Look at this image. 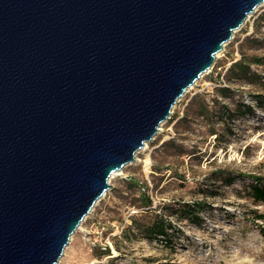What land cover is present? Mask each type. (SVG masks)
<instances>
[{"label": "water", "instance_id": "water-1", "mask_svg": "<svg viewBox=\"0 0 264 264\" xmlns=\"http://www.w3.org/2000/svg\"><path fill=\"white\" fill-rule=\"evenodd\" d=\"M263 3L0 0V264H58Z\"/></svg>", "mask_w": 264, "mask_h": 264}, {"label": "rangeland", "instance_id": "rangeland-1", "mask_svg": "<svg viewBox=\"0 0 264 264\" xmlns=\"http://www.w3.org/2000/svg\"><path fill=\"white\" fill-rule=\"evenodd\" d=\"M243 56L250 74L234 78ZM139 154L149 168L126 165L110 181L58 264H264V206L250 195L253 177H264V5ZM193 203L197 219L183 214ZM160 218L173 227L166 237L147 230Z\"/></svg>", "mask_w": 264, "mask_h": 264}, {"label": "trees", "instance_id": "trees-1", "mask_svg": "<svg viewBox=\"0 0 264 264\" xmlns=\"http://www.w3.org/2000/svg\"><path fill=\"white\" fill-rule=\"evenodd\" d=\"M252 63V61H248L244 56L236 63H234L229 71L231 74H233L234 78H239V77H244L246 78L249 74H250V64ZM254 63L256 64H261L262 61L260 59H258L257 61H254ZM227 80L232 79V76L227 75ZM225 90V89H224ZM226 91H228V89H226ZM258 100H260V97H258ZM257 104H259V102H257ZM244 108L247 112H252L253 111V107L251 105H244ZM234 179H229L228 183H231ZM253 181L254 183L251 184L250 187V195L251 198L253 199V201L255 203H261L264 206V177H258L255 176L253 177ZM145 199V206H150L152 205V200L150 199V197L147 194H144ZM194 205H185L184 207H182L184 209L183 214H187L186 211H190L191 215L193 218L197 219V215L196 213L200 210L201 205L200 204H196L193 203ZM199 210H198V207ZM192 208V209H191ZM256 217L258 219H262L264 220V213L263 214H259L256 215ZM172 224L170 223H165L164 219L160 218L159 220L154 221L153 223H151V225H149L147 227V230L150 231L151 234L155 235V236H163L166 237V235H168V229H172ZM261 232L264 233V224L262 225V229ZM106 253L110 254V248L107 247L106 248Z\"/></svg>", "mask_w": 264, "mask_h": 264}, {"label": "bare ground", "instance_id": "bare-ground-1", "mask_svg": "<svg viewBox=\"0 0 264 264\" xmlns=\"http://www.w3.org/2000/svg\"><path fill=\"white\" fill-rule=\"evenodd\" d=\"M263 5H264V3L261 4L258 8L262 7ZM256 10H258V9H256ZM191 89H192V87H190L188 90H191ZM162 125H163V124H162ZM162 125H161V127H160V130H161V128H162ZM166 139H167V138H166ZM149 143H150V142H147V143L144 145V147H143L140 151L137 152L136 160H135L133 163H130V164L137 165V164L140 163V162H144V164H145L144 167H145L146 169L149 168V166L151 165V159H150L149 154H146L145 159H143V160H142L141 158H139V155H140L139 153L142 152V151H146V150L149 148ZM130 164H128V165H130ZM123 168H124V167H123ZM122 171H123V169H121L120 171L114 173V174L111 176L110 181H111L115 176L122 174ZM86 218H87V217H86ZM86 218L84 219V221L86 220ZM81 229H82V224L80 225V230H81ZM73 240H74V236L71 237L70 243H69V245L66 247L65 252H64V255H63L62 258L60 259L59 263L62 262V261L65 259V257L67 256V254H68V249L71 247V245H72V241H73Z\"/></svg>", "mask_w": 264, "mask_h": 264}]
</instances>
